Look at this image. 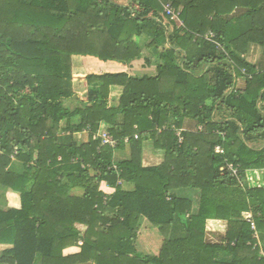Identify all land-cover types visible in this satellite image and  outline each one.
<instances>
[{
  "label": "trees",
  "instance_id": "obj_1",
  "mask_svg": "<svg viewBox=\"0 0 264 264\" xmlns=\"http://www.w3.org/2000/svg\"><path fill=\"white\" fill-rule=\"evenodd\" d=\"M132 1L0 0V78H25L0 93V187L20 197L19 208L0 205V264H264L243 216L264 248V187L246 176L264 168V67L243 56L264 51V0H189L178 25L159 0ZM131 34L159 51L156 73L87 74L80 100L72 56L110 60ZM112 86L121 92L111 101ZM101 123L115 147L96 136ZM146 142L161 163L142 165ZM92 178L114 192L94 191ZM143 220L164 237L158 253L137 249ZM208 220L226 222L219 241L206 240Z\"/></svg>",
  "mask_w": 264,
  "mask_h": 264
},
{
  "label": "crops",
  "instance_id": "obj_2",
  "mask_svg": "<svg viewBox=\"0 0 264 264\" xmlns=\"http://www.w3.org/2000/svg\"><path fill=\"white\" fill-rule=\"evenodd\" d=\"M108 1L110 3L118 4L121 6H131L133 4L132 0H108ZM159 1L163 6V10H164V5L170 4L175 9V11L179 12L189 0H159ZM238 10L241 11V9H238ZM163 12H160V16L164 20V22L167 23L168 22L167 18L164 16ZM234 13L238 14L239 12L235 11ZM173 21L178 25L179 24L178 22H181V19H179V16H178V19L173 20ZM168 25H169L168 27L170 28V27H174L175 24L172 25L170 23ZM141 41H143L144 44L145 42H148V40L146 41L144 37H139L135 34H131L127 39L118 42V44L116 45L114 49L112 58L107 61L100 60L94 56L73 55L71 58L72 59L71 68H72L73 89L76 92V95L79 97V99L80 100L84 99L86 96L88 85L86 83L85 76L90 73L101 74L105 72L125 71L129 75H142V74L153 75L155 74L156 65H157L156 56L159 55V51L155 52L154 50L148 49L146 46H143V48L141 49V43H140ZM254 49L259 50L260 48L255 47ZM144 53H149L150 55L154 56L155 59L150 61L149 55L147 57H144L143 56ZM17 74H21V73H17ZM120 92H121L120 87L112 86L110 90V100L111 101L116 100ZM76 101H77V98L76 96H74L67 103L70 107H73L76 105ZM74 121H76V118H73V122ZM106 126H107L106 124L101 123L100 130L104 131ZM87 137H88V130L76 132L74 134V140L78 144L85 142L87 140ZM249 143L251 145L254 144V146L256 145L257 147L259 146L255 140L253 141L251 140ZM126 147L128 146L126 145L125 149ZM143 147H144L143 152H142V165L143 166H151V165H157L161 163V161L163 160L161 151L158 152L161 155L160 157V155L157 154V152L154 151V149L152 150L153 147L151 143L146 142ZM116 152H119V155L122 153L119 150L115 151V153ZM118 157H121V156H118ZM246 176H247V182L249 186L264 187V181H263L264 180V168L248 170L246 172ZM252 179L254 181H251ZM119 183H121V187L125 190H131L133 188V184L130 182L122 181ZM89 184H90V187L94 191H101L104 194H106V196L114 192V188L109 186L103 180L92 178L90 179ZM83 192H84L83 189H80V188L71 190V194L76 195V196H82ZM0 194L1 196L4 197V201L2 202V204H0L4 206L3 208L8 209V208H19L20 207V197H19L18 192H15L7 188L2 189L0 187ZM247 213L250 214L249 212ZM251 219H252V216H251ZM212 221L219 222L220 225H226V222L222 220H208V222H212ZM78 227L82 231H84L86 228V226L83 224H78ZM80 246H81V242L78 241L77 244L65 248L63 250V254L68 255V254L77 253L80 250ZM5 247H8V245L0 244V251L4 249ZM143 252L147 253L145 251ZM150 253H155V252H150ZM76 264H94V262L89 260L87 262H78Z\"/></svg>",
  "mask_w": 264,
  "mask_h": 264
},
{
  "label": "rangeland",
  "instance_id": "obj_3",
  "mask_svg": "<svg viewBox=\"0 0 264 264\" xmlns=\"http://www.w3.org/2000/svg\"><path fill=\"white\" fill-rule=\"evenodd\" d=\"M180 24V22H178ZM172 27L169 28V30H171ZM255 47H251L249 48V50L247 51V53L245 55H243L248 61L253 62V63H257L260 61V65L259 67L262 68L264 67V51L262 48H260L259 50L254 49ZM160 50V49H159ZM247 54H249L248 56H246ZM149 55L150 61H152L153 59H155L154 56L150 55L149 53H144L143 56L147 57ZM157 57V56H156ZM157 60V59H156ZM208 75H213L211 72L208 73ZM25 81V78L23 76H21V74H17V75H8L6 77H1L0 78V93H7L9 94L10 91L12 89H16V88H20L22 87L23 83ZM106 130V129H104ZM257 139L256 137L253 138ZM256 142L258 143V147L254 144L252 145V147L254 148H259L261 147V142L260 140H256ZM256 143V144H257ZM263 144V143H262ZM145 145V143H144ZM143 145V146H144ZM154 148H152L153 150ZM154 151L157 152V154H159L157 150L154 149ZM221 151V150H220ZM130 153V150L128 147H126L125 149V153L124 154H120L119 152H116L114 155L116 156V159H118V156L121 157H126L128 156ZM160 155V154H159ZM114 156V157H115ZM161 157V155H160ZM3 191V190H2ZM5 191V190H4ZM4 193V192H3ZM4 201V197L1 196L0 194V204H2V202ZM247 214L243 213V216ZM226 231V225H220L219 222H207L206 225V233L205 234V238L208 241H212V242H216L219 241L222 237V233H225ZM256 231V235L257 237H254L257 241L256 245L259 247V254L264 255V248H263V244L261 243V240L258 237V233L256 230V225H255V230ZM137 249L139 251H145L147 253L150 252H155L158 253L160 250V246H161V242L163 240V236L159 233L158 229L156 227H152L151 225H149L145 220H143L141 222L140 227L138 228L137 231ZM254 245V246H256Z\"/></svg>",
  "mask_w": 264,
  "mask_h": 264
},
{
  "label": "built area",
  "instance_id": "obj_4",
  "mask_svg": "<svg viewBox=\"0 0 264 264\" xmlns=\"http://www.w3.org/2000/svg\"><path fill=\"white\" fill-rule=\"evenodd\" d=\"M164 13H166L167 15H170L171 19L173 20H177L178 19V14L179 12L175 11V9L170 5V4H166L164 5ZM181 24V22H180ZM204 38L214 44H216L218 47H220V44L217 42L216 38H215V33L212 31V30H209L205 35H204ZM242 72H245L244 69L241 70ZM96 136H100L102 138V143L103 144H108L110 145L111 147H115L116 145V140L111 137L106 131H100ZM95 136V137H96ZM221 148L220 146H216L215 147V151L216 152H221L220 151ZM229 168L232 169V172L235 174L236 173V169L232 166V165H229ZM244 218L250 222V226H251V229L252 230H255V223L254 221L251 219V215L250 214H245L244 215ZM254 237H257L256 235V231H254V234H253Z\"/></svg>",
  "mask_w": 264,
  "mask_h": 264
}]
</instances>
